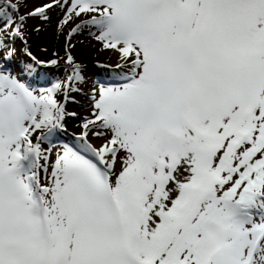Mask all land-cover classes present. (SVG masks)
<instances>
[{
	"label": "snow or ice",
	"instance_id": "obj_1",
	"mask_svg": "<svg viewBox=\"0 0 264 264\" xmlns=\"http://www.w3.org/2000/svg\"><path fill=\"white\" fill-rule=\"evenodd\" d=\"M86 30L119 62L81 118ZM0 264H264V0H0Z\"/></svg>",
	"mask_w": 264,
	"mask_h": 264
},
{
	"label": "rangeland",
	"instance_id": "obj_2",
	"mask_svg": "<svg viewBox=\"0 0 264 264\" xmlns=\"http://www.w3.org/2000/svg\"><path fill=\"white\" fill-rule=\"evenodd\" d=\"M39 2V0H37ZM51 21L47 24H44L40 21H31V24L39 23L41 26V31L36 33L34 31H29L27 35V45L34 55L38 59H49L51 58L52 52H57L60 55H63L65 37L56 31V23L60 18V11L57 9L50 13ZM94 31H84L80 34H77L72 43L75 45L73 49V55L76 59L82 64L84 68V81L81 83L80 88L81 92L74 94L75 102H70L68 104V110L70 112H76L79 117H84L90 113V100L88 98V93L94 88L97 87L100 83L110 82L112 72H101L97 67L92 63L94 57H96L103 49L102 45L98 43L94 47H90L92 44L97 42L94 38ZM20 48H23V44L17 45ZM47 49L45 52L43 49ZM26 58L21 56V62ZM24 66V63L21 67ZM62 71H56L55 69L43 72L39 79V85L43 86L46 80H54L55 78L61 76ZM80 123L78 119H73L69 117L66 121L67 133L63 135L60 139V143L71 142L72 134L79 132L77 125ZM93 143H96V140L93 139Z\"/></svg>",
	"mask_w": 264,
	"mask_h": 264
},
{
	"label": "bare ground",
	"instance_id": "obj_3",
	"mask_svg": "<svg viewBox=\"0 0 264 264\" xmlns=\"http://www.w3.org/2000/svg\"><path fill=\"white\" fill-rule=\"evenodd\" d=\"M99 42H95L90 47H94ZM119 62V55L112 50H102L96 57L93 58L92 63L95 67H97L101 72L110 71V67L114 66ZM97 144L100 143L99 140H96Z\"/></svg>",
	"mask_w": 264,
	"mask_h": 264
},
{
	"label": "trees",
	"instance_id": "obj_4",
	"mask_svg": "<svg viewBox=\"0 0 264 264\" xmlns=\"http://www.w3.org/2000/svg\"><path fill=\"white\" fill-rule=\"evenodd\" d=\"M53 13V12H52ZM76 58V57H75Z\"/></svg>",
	"mask_w": 264,
	"mask_h": 264
}]
</instances>
